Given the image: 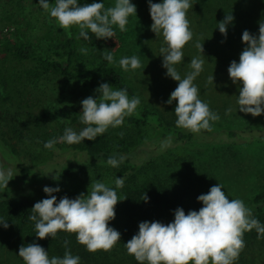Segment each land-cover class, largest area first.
Wrapping results in <instances>:
<instances>
[{"label": "rangeland", "instance_id": "obj_1", "mask_svg": "<svg viewBox=\"0 0 264 264\" xmlns=\"http://www.w3.org/2000/svg\"><path fill=\"white\" fill-rule=\"evenodd\" d=\"M7 0H0V38H10L16 42L22 34L18 30L24 24L11 25L4 22L3 8ZM79 1V0H78ZM25 7L22 17L31 24L23 27L27 39L38 46L40 51L48 49L45 34L47 26L56 33H68V29L60 27L50 12L41 10L39 0H24ZM103 2L105 8L112 7L115 0H94ZM137 7V15L130 16L121 32L118 26H113L115 36L108 40L98 39L94 48L88 51L85 58L79 59V65L85 69L93 87L96 90L105 83L99 69L105 62V54L111 53L115 64L120 67L119 60L124 57L137 56L141 67L135 70L129 68L124 71L142 92V98L154 105L169 121L176 123L174 113L177 102L167 104L171 93L176 89L177 82L167 77L163 68L161 47H167L162 34L156 36L151 31L153 21L150 17L148 0H130ZM163 0H152V3H162ZM55 6V0H48ZM192 7L187 11L190 30L193 39L182 49L184 58L175 67L183 78L192 71L190 60L202 54L196 48V43H203L205 63L203 71L194 80L199 90V98L209 105L212 112L220 119L211 123L213 131L224 129L253 128L262 131L264 136V114L253 117L239 112L238 95L242 83L234 84L229 77L228 68L235 60L239 63V56L246 45L242 42V33L247 30L258 35L259 21L264 19V0H190ZM232 12L234 21L228 25L227 37L221 35L218 23L223 21L225 14ZM221 41H224L221 43ZM54 49V48H53ZM214 76L213 83L209 77ZM36 91H40L43 100V111L35 113L37 117L18 118L16 123L10 122L6 115L0 116V166L5 170H16L12 183L0 192L3 198L23 199L34 205L48 198L43 188L59 187L61 191L55 193L57 200L67 196L77 197L80 193L87 194L88 187L97 182H103L112 187L118 167H112L93 159L86 154H73L67 149V143L58 142L52 149H46L44 143L53 138H59L66 128H72L79 133L86 125L82 123L81 101L87 97L83 89L74 80L49 79L35 84ZM232 111L228 113V109ZM123 133V135H121ZM112 139L117 147L126 152L136 153L140 164L151 160L159 161L162 171H148L140 175L143 187L132 188L129 199L124 195L118 196L124 201L125 209L115 206V216L124 213V221L133 219L137 224L148 221L172 222L173 213L167 207L175 209L178 204L176 193L185 188L188 199L203 207L197 197L207 194L210 188L218 183L231 199H240L245 206L249 200L264 190V140L245 144L218 143L209 146L206 140L194 144L174 145L162 148L163 141L157 131L142 122L125 117L123 125L109 129L104 133ZM207 142V143H206ZM211 143V142H210ZM214 144V143H213ZM221 144V145H220ZM72 159L73 169L65 172L64 166ZM23 170L27 175H23ZM157 175L160 186L166 189L162 192L149 189L146 181ZM145 183V184H144ZM159 186V187H160ZM91 188L89 187V191ZM147 195L148 202L143 201ZM109 227L116 229L115 225ZM139 230V228H138ZM119 232V230H117ZM264 236V235H263ZM37 243L48 251L49 258L54 254L42 241L33 240L28 234L14 228L4 229L0 225V264H24L18 256L19 247ZM116 244L113 250H118ZM119 255L120 253L117 252ZM249 264H264V239L260 240L249 253Z\"/></svg>", "mask_w": 264, "mask_h": 264}, {"label": "clouds", "instance_id": "obj_2", "mask_svg": "<svg viewBox=\"0 0 264 264\" xmlns=\"http://www.w3.org/2000/svg\"><path fill=\"white\" fill-rule=\"evenodd\" d=\"M39 6L50 12L61 28L78 27L79 36L85 41L90 39L89 31L97 39H111L115 36L113 26H118L121 32L126 31L129 17L137 15V7L130 0H115L114 6L107 8L103 2L81 6L78 0H55V6L51 7L48 0H39ZM148 7L153 21L151 31L156 36L162 34L167 44V47L160 48L162 66L166 69L167 77L178 85L167 101L169 105L177 102L174 110L176 126L193 133L211 131L210 122L218 121L220 117L199 98V90L193 83L203 71V43L197 42L195 45L202 55L190 60L191 72L182 78L175 67L184 58L182 49L193 39L186 16L192 7L190 0H163L162 3L148 0ZM233 21L231 12L218 23L219 32L225 39L228 25ZM242 42L246 47L239 56V63L235 60L230 63L228 74L234 84L242 83L237 101L239 112L258 117L264 114V19L259 21L258 35L243 31ZM81 51L86 52L87 49ZM104 58L109 63L114 62L110 52ZM119 65L128 71L129 68H140L141 62L137 56L124 57L119 60ZM208 79L213 83L214 76ZM95 91L97 98L89 96L81 101V120L86 127L79 133L66 128L61 137L44 143L46 149H52L58 142L72 145L84 140L94 141L109 127L123 125L125 117L131 116L141 103L139 97L129 99L127 89L114 90L108 83L100 84ZM227 111L230 113L232 109ZM170 145L171 138H168L161 147ZM124 159L123 156H112L107 164L118 167ZM15 171L0 166V187L7 189ZM124 184L123 178L115 179V188H123ZM89 187L87 194L82 192L74 199L64 196L57 202L55 193L61 189L45 186L43 191L48 198L36 202L29 216L35 222L36 237L40 240L48 237L54 239L61 231L75 233L78 243L89 252L111 250L121 240V234L108 224L115 219V206L121 199L115 188L99 180ZM197 200L203 205L199 211L190 210L185 214L182 208H177L171 223H139L138 233L125 244L128 254L140 264H234L245 247L244 233L256 229L258 234H264V225L252 217L251 210L244 202L240 199L229 200L219 183L212 186L207 194L199 195ZM143 201L148 202L146 194ZM0 225L4 229L9 227L6 221H0ZM64 243L67 246L68 241ZM18 256L24 264H80L79 256H73L70 251H66L63 257L49 258L48 251L35 242L22 244Z\"/></svg>", "mask_w": 264, "mask_h": 264}, {"label": "trees", "instance_id": "obj_3", "mask_svg": "<svg viewBox=\"0 0 264 264\" xmlns=\"http://www.w3.org/2000/svg\"><path fill=\"white\" fill-rule=\"evenodd\" d=\"M93 2L94 0H79L78 4L82 6ZM24 4V0H7L2 12L4 22H9L11 25L24 24L18 30L22 36L17 37L16 42L7 37L0 38V116L6 115V118L13 124L16 123L18 118L37 117L35 113L43 111L42 100L44 95L42 96L40 91L34 89L35 84L38 82L49 79L74 80L83 89L86 97L92 96L95 99L98 95L89 75L79 65V59L85 58L86 53L97 44L98 39L95 34L89 31L90 39L85 41L79 36V28L76 26L68 29V33L62 34L52 31L51 27L47 26L44 38L48 40L49 45L47 51L42 52L37 45L27 39V34L22 31L24 26H31L22 17L25 11ZM41 10L43 9L41 8ZM81 49H87V51L82 52ZM99 73L102 80L113 86L114 90L127 89L129 99L139 97L140 105L128 117L153 127L160 136L156 138L158 141L171 138V144L187 145L206 140L209 142H206L208 145L212 144L209 146L215 147L218 143L238 145L264 140V136L261 135L262 131L249 127L220 131L201 130L199 133L179 128L176 123L169 121L159 109L141 97V95L143 96L142 92L131 79L126 77L120 67L110 64L105 59ZM67 149L73 154H86L106 165H108L107 160L109 157L115 156L118 158L123 156L125 159L119 164L118 172L113 181L116 178H123L125 181L124 187L115 188V185H113L110 188H115L117 195L122 196L123 194L126 199H129L132 188L143 187V181L139 179L141 174L153 170H163L159 161L156 160L140 164L136 153H132V151L125 153L126 151L123 148L117 147L116 143L105 134L98 136L94 141L84 140L79 144H68ZM71 164L72 159H69L63 170L68 172V170L73 169ZM23 175H27V171L23 170ZM156 179L157 175L150 177L146 184H149L151 190L157 191L159 189L158 192H162L160 194L162 195L166 189H163L160 186L159 179ZM12 182V180L9 181V183ZM3 188L0 187V192ZM185 190V188L178 189V193H176L178 204L175 209L167 207L170 213L172 210L173 216L177 208H182L185 214L190 210L199 211L197 203L192 204V201L188 199L189 194ZM74 198L69 197V199ZM123 202L122 200V203H118V210L119 208L125 209L126 205ZM33 206L29 201L23 199L3 198L0 193V221L8 222L9 228L26 233L31 239L39 241L40 239L36 237L35 222L29 219V216L32 215L31 209ZM246 207L251 210L252 217L264 225V190L249 200ZM124 215V213H119L110 223L112 226L115 225V230H119L121 234V240L117 243V248L120 251L115 252L113 247L109 251L89 252L84 245L78 243L77 234L63 231L58 232L54 239L48 237L40 241L51 248V251L59 257H63L66 251H70L73 256H79L80 264H140L134 256L128 254L125 247V244L139 230L133 219L124 221ZM172 221H174V217ZM168 223H171V220L166 221L164 224ZM263 235L258 234L256 229L245 232L243 235L245 247L234 261V264H249L247 253L260 240L264 239ZM66 240L68 241L67 246L64 243Z\"/></svg>", "mask_w": 264, "mask_h": 264}]
</instances>
